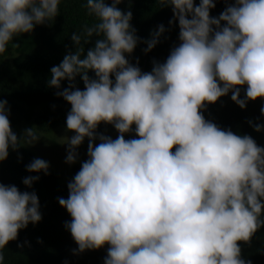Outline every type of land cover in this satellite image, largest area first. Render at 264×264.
I'll return each mask as SVG.
<instances>
[{"label": "clouds", "instance_id": "1", "mask_svg": "<svg viewBox=\"0 0 264 264\" xmlns=\"http://www.w3.org/2000/svg\"><path fill=\"white\" fill-rule=\"evenodd\" d=\"M120 3L87 0L88 14L98 22L73 33L76 51L51 68L49 87L69 81L57 92L71 105L66 126L75 133L67 140L66 163H75L76 149L89 140V159L68 184V198L59 199L72 217L66 229L79 252L109 245L104 264H251L241 258L239 242L250 243L264 227V147L249 135L221 130L201 110L229 91L242 109L248 100L264 98V0H235L218 18L210 16L214 0L198 6L194 0H159L162 7L172 6L181 43L164 63L154 62L150 73L125 57L138 37L132 13L122 12ZM60 4L0 0V54L14 37L54 21ZM164 31L160 25L144 41L146 52ZM94 34L99 38L82 58V42ZM78 76L83 91L74 83ZM245 85L241 99L239 86ZM9 114L7 101H0V161L10 148L42 137L26 128L18 139ZM102 122L120 135L97 136ZM133 125L139 138L125 140ZM48 169L42 159L26 167L45 175ZM37 180L22 182L31 188ZM39 209L35 192L0 184V264L18 231L41 221Z\"/></svg>", "mask_w": 264, "mask_h": 264}, {"label": "trees", "instance_id": "2", "mask_svg": "<svg viewBox=\"0 0 264 264\" xmlns=\"http://www.w3.org/2000/svg\"><path fill=\"white\" fill-rule=\"evenodd\" d=\"M87 0H61L59 15L54 21L35 25L31 33H24L13 38L7 51L0 54V101H7L13 132L18 139L26 128H34L40 135H46L55 129L66 126L71 105L58 96V91L69 87V81H61V88L49 87L51 68L58 66L64 56L75 52L76 46L71 39L73 33H82L98 21L88 14ZM216 7L210 9L211 17H219L226 7L235 4V0H214ZM111 6L112 0H105ZM199 5L200 0H194ZM117 7L122 12H131V27L135 29L138 43L133 53L125 54L133 66H138L142 73H150L154 62L164 63L174 47L179 46V22L174 20L172 6H160L159 0H121ZM170 21L172 23L170 24ZM163 25L164 33L151 51H145L152 33ZM223 25V22H222ZM99 37L95 34L89 43L82 47L84 52L95 46ZM15 44L18 47H13ZM95 79L94 72L88 73ZM113 80L114 76L111 77ZM77 88L85 89L81 77L74 81ZM240 87V98L246 97V85ZM232 91L220 97L215 103L207 104L201 110L206 121L217 125L221 130H231L236 135H249L256 144L264 147V127L256 131L255 126H264V98L248 100L242 109L232 99ZM97 136L104 135L115 140L120 134L111 124L101 123ZM125 140L138 139L133 130L124 134ZM100 143L93 141L94 146ZM89 140L86 137L76 149L78 163L69 172L66 182L61 183L55 172L48 169V174L26 170L36 157V147L21 144L17 150L9 149L8 158L0 161V184L15 185L21 191L35 192L42 219L36 224L29 223L27 228L18 231L17 239L9 241L3 250L4 264H104L109 245L100 249L79 252L78 245L65 225L72 217L59 203V199L69 196L68 184L73 181L81 166L89 157ZM33 151V152H32ZM175 151V148L172 149ZM39 176V180L29 188L23 179ZM241 258L251 264H264V227L259 229L250 243L239 242ZM19 245V246H18Z\"/></svg>", "mask_w": 264, "mask_h": 264}, {"label": "rangeland", "instance_id": "3", "mask_svg": "<svg viewBox=\"0 0 264 264\" xmlns=\"http://www.w3.org/2000/svg\"><path fill=\"white\" fill-rule=\"evenodd\" d=\"M73 135H75L74 132L68 130L67 126H63L46 135H41L42 137L36 143L31 144V147H36L37 159L47 162L49 169L55 172L61 183L66 182L70 169L78 163V158L75 163H66L69 147L67 140Z\"/></svg>", "mask_w": 264, "mask_h": 264}]
</instances>
